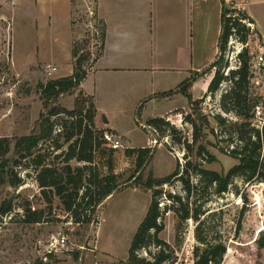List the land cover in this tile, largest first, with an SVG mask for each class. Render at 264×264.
Returning <instances> with one entry per match:
<instances>
[{
  "label": "rangeland",
  "instance_id": "obj_1",
  "mask_svg": "<svg viewBox=\"0 0 264 264\" xmlns=\"http://www.w3.org/2000/svg\"><path fill=\"white\" fill-rule=\"evenodd\" d=\"M50 2L48 8L51 24L46 28L40 22L41 7L37 0H0V141L9 139L11 143L6 156L9 161L6 170L8 176L16 175L23 181L22 186L13 188L9 184L12 177H8L7 183L0 186L2 199L12 201L14 205L13 213L5 216L0 224V264H126L134 236L153 199V190H147L143 183L150 178L163 179L173 175L178 164L180 171H183L187 162L188 152L175 142V137L169 133L163 137L159 132L154 133L148 129L147 122L171 113L168 121L180 132L176 137L187 139L190 143L193 126L186 119L192 113L191 101L180 94H174L173 96H180L157 100L146 111H143V104H147L148 100L143 101L140 113L138 109L135 118L131 117V113H125V117L114 113L112 129L118 133L123 147L114 155L107 151L109 148L102 147L106 151L98 152L92 168L102 177L116 175L118 189L98 206L95 214L91 216V223L78 225L71 222L69 214L64 211L58 199L51 205L47 204L36 181L39 170L31 164V160H21L14 152L18 138L38 131V120L44 112L38 92L39 84H46L71 73L74 64L71 40L72 48L75 44H80L83 46L82 53L91 51V59L86 64L89 70L91 61L98 56L101 49L91 48L92 27L89 29V25L102 31L94 0H73L72 34L61 9L56 12L61 6ZM185 2L186 0H156L159 25L167 28L164 18L167 16L171 19V10L177 13L179 9H184ZM135 3V0H130L125 7L126 11L135 9ZM199 5L209 16L213 27H218L219 2L207 0ZM246 6L248 13L253 15L257 29L256 37L252 38L248 46L252 56L253 75L250 94L258 98L264 110V6L258 3H248ZM245 10L246 7L243 11ZM164 27H159L160 34L165 30ZM170 27L171 25L169 29ZM216 47L217 43L210 40L201 48L202 56L194 53L195 66L206 64L215 54ZM243 48L235 40L230 42L221 73L226 75L239 67L238 55ZM163 50L172 59L174 53L170 52L171 49ZM48 66L58 68L57 72L48 76ZM213 72L196 77L199 83L191 90L192 101L200 97L203 84L207 83L202 81H208ZM177 75L179 74L174 72L160 76L169 79L168 84L162 87L164 91H176V82H179ZM191 77L195 78V73ZM227 87L228 83L223 84L222 92ZM78 94L76 91L73 95L61 97L58 105L73 110ZM203 98L205 96L201 95L196 100L200 103L196 111L206 121L195 116L198 142L194 146L191 159L195 164L201 165L202 169L226 175L238 164V160L231 157L227 150H230L229 146L236 147L239 144L235 131L236 125L243 123V120L232 113L221 111L218 107L219 95L204 101ZM217 115L225 119L224 125L217 123L214 118ZM52 121L55 125L53 135L39 145L35 156L44 155L45 165L62 171L66 163L61 155L68 150L65 137L72 129L69 124L71 120L62 115L52 118ZM250 123L251 127L260 129L254 119ZM230 137L235 141L227 142ZM153 139L157 143L151 144ZM58 146L61 147L60 150L57 149ZM201 146L205 147L206 152L198 157L197 152ZM131 148L154 150L141 175L136 172V156H126V150ZM70 165L73 168L85 166L74 161ZM193 183L198 188L193 191L189 200L184 194L183 201L188 203V213L198 215V220H182L184 211L164 212L159 221L163 226L158 235L161 247L151 244L147 250L139 251V256L152 260L162 248L168 257L165 264H194L193 252L197 246H201L198 239L201 237L209 243H222L226 247L227 253L221 264H264V248L260 250L257 245L264 232V183L237 177L223 194H216L214 188L207 189L205 184H200L199 176L193 178ZM158 190L165 195L181 193V187L176 182L171 186L159 187ZM35 212L43 213L42 221L26 223V215ZM61 235L67 239V246L53 248L51 245Z\"/></svg>",
  "mask_w": 264,
  "mask_h": 264
},
{
  "label": "trees",
  "instance_id": "obj_2",
  "mask_svg": "<svg viewBox=\"0 0 264 264\" xmlns=\"http://www.w3.org/2000/svg\"><path fill=\"white\" fill-rule=\"evenodd\" d=\"M73 2V0H71ZM222 5L221 10V33L218 40V53L214 62L203 73H195V78L190 77L185 81L177 91H169L158 95L160 98H169L174 94H180L186 97L190 103L192 111L187 122L193 126L192 140L189 143L187 139L176 137L180 134L176 131L168 117L155 118L147 122L149 130L154 133L159 132L162 137L171 134L175 137V142L182 145L187 150V162L180 171L179 164L173 175L163 179H148L143 183L147 190H153V199L151 206L140 224L134 239L132 241L129 256L126 264H165L168 257L165 255L162 248L155 254L152 260L140 257L138 252L147 250L151 244L161 247L162 243L158 240L159 233L163 230V226L159 223L164 212H182L184 216L182 220H198V215H190L187 211L188 203H184L183 196L186 194V199L189 200L193 191L198 188L194 185L193 178L200 177V184L208 188H214V193L223 194L227 192L233 179L237 177H245L247 181L258 180L264 183V129L251 127L250 121L255 118L254 109L259 104L258 98L250 94V84L253 80L251 61L252 56L249 51V43L252 38L256 37L257 29L255 22L242 9L237 8L234 2H227L220 0ZM104 31L102 30L103 45L98 56L91 61L92 67L100 58L104 48ZM235 40L244 46L242 52L239 53V67L229 71L226 75L221 73L222 64L229 47L230 42ZM83 51V46L75 44L72 49V57L74 60L73 73L68 77L53 79L46 84H39L38 92L40 99L43 102L44 112L40 115L38 120V131L30 136L18 138L15 142L14 152L21 160L29 158L31 164L39 170L36 181L48 205L54 203L58 199L64 209L69 214L71 222L78 225L91 223V216L95 214L98 206L106 201L118 189L116 175H109L102 177L96 169H93L98 152L106 151L104 146L103 135L106 130H99L95 126L96 108L92 97L85 96L79 92L75 99V107L73 110H67L58 105V100L65 95H73L80 89L81 84L85 81L88 75V67L86 64L91 59L89 51ZM213 72L211 82L208 90L205 93L204 100L208 98L214 99L219 95L218 107L225 113H232L243 120V123L236 125L237 140L239 144L236 147L229 146L230 150L227 153L238 160V164L231 168L226 175H220L213 171H208L201 168L191 159L193 155L194 146L198 142V127L196 125L197 116L201 118L198 112V101H192L190 90L196 77L203 76L207 72ZM228 83L227 90L222 92V85ZM222 92V93H221ZM141 107L139 108L140 113ZM67 116L70 118L69 124L71 131L66 133V141L68 150L62 153L65 167L60 171L57 167L45 165L44 155H36L35 150L39 145L50 139L54 132V122L52 118L59 116ZM217 123L222 126L225 124V119L217 115L214 117ZM68 122H65L67 125ZM111 133V132H110ZM235 140L230 137L227 142L232 143ZM10 140L3 139L0 141V186L7 183L8 176L7 168L9 161L6 156L9 154ZM108 148V147H107ZM61 149L60 146L57 147ZM111 155L116 151L112 149L107 150ZM153 148L144 149H127L126 156H136V172L141 175L148 160L152 158ZM205 147H199L197 156H203ZM60 158V157H57ZM211 160H213L211 158ZM74 161L77 164L83 163L84 167L73 168L70 163ZM178 183L181 187V193L169 194L167 197L172 202L170 206L164 210L158 208V200L162 196V191L159 187L165 185L171 186ZM22 179L16 175L12 177L9 184L13 188L22 186ZM157 188V189H156ZM14 205L12 201L2 199L0 194V224L2 219L12 214ZM28 212V211H27ZM43 213L35 212L27 214L25 222L28 224L40 223L42 221ZM201 246L194 249V264H221L224 256L227 253L226 247L222 243H209L206 240L198 237ZM259 249L264 248V232L261 238L257 241Z\"/></svg>",
  "mask_w": 264,
  "mask_h": 264
},
{
  "label": "crops",
  "instance_id": "obj_3",
  "mask_svg": "<svg viewBox=\"0 0 264 264\" xmlns=\"http://www.w3.org/2000/svg\"><path fill=\"white\" fill-rule=\"evenodd\" d=\"M50 1L61 6V8L56 9V12L61 9L60 12L62 11V15L66 17L72 34L71 0H37L38 6L41 7L40 22L46 28L51 24L48 8L51 4ZM94 1L96 3V15L102 24L105 35L104 48L100 58L90 67L87 78L81 84L78 92L93 98L96 108V128L110 131L117 136L118 133L112 129L114 113H120L118 114L119 117L120 115L125 117V113H131V117L135 118L143 101L148 100L147 104H143L145 106L143 111H146L157 100L169 99L160 98L158 95L175 91L163 90L162 87L168 84L169 79L167 77L160 78L162 74L163 76L174 72L179 74L177 75L179 82H176V84L178 83L177 91L191 77L192 73H202L214 62L218 53L217 47L215 54L200 67L195 66L193 54L198 53L202 56L201 48H204L210 40L215 41L218 45L221 33L222 5L220 0H217L220 11L218 27H213L209 16L200 8L199 4L206 3L207 0H186V8L184 3V9H179L177 13L171 10V19L167 16L164 18L167 25L165 28L164 25H159V10L155 5L156 0H135V9L132 8L129 12L126 11L125 7L130 0ZM226 1L234 2L237 8L242 10L246 7L245 12L253 21V15L248 13L246 5L258 3L264 6V0ZM43 6L44 8H42ZM133 24L134 26H132ZM161 26L165 30L160 34L159 27ZM72 42L73 40H71V55ZM165 48L171 49L170 52L174 53L172 59L169 58V53L163 50ZM73 65L71 73L66 77L72 75ZM211 79L212 77L208 81H202V83H207L203 84L204 88L201 95H205L207 92ZM198 81L193 83L191 90L198 85ZM178 96L180 95L172 98ZM200 97L194 101L199 100ZM170 114L158 118H164ZM153 141L155 140H151V144Z\"/></svg>",
  "mask_w": 264,
  "mask_h": 264
},
{
  "label": "built area",
  "instance_id": "obj_4",
  "mask_svg": "<svg viewBox=\"0 0 264 264\" xmlns=\"http://www.w3.org/2000/svg\"><path fill=\"white\" fill-rule=\"evenodd\" d=\"M92 27V33H91V40H92V46L91 48L93 49H100L103 44V38H102V31L97 30L96 27H93L92 25H89V29ZM90 49V48H89ZM91 53V51H89ZM46 72L48 76H52L54 73L57 72V68L53 66H48L46 69ZM254 121L258 123V126L260 129H264V110L262 107V104L259 103L255 109H254ZM103 141H104V146L108 147L109 149H112L114 151H117L123 147L121 138L112 134V133H104L103 135ZM157 143L156 141H153V144ZM167 186V185H166ZM171 194H176V193H171ZM168 195L162 194L161 198L158 200V208L160 210H164L166 207L171 205V201L167 197ZM53 248H65L67 246V239L61 235L60 238H58L55 241V244L51 245Z\"/></svg>",
  "mask_w": 264,
  "mask_h": 264
}]
</instances>
